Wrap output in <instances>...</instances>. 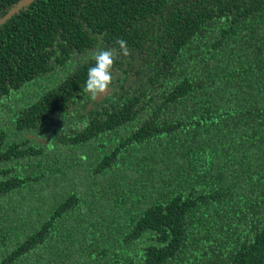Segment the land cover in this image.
<instances>
[{
    "label": "trees",
    "instance_id": "trees-1",
    "mask_svg": "<svg viewBox=\"0 0 264 264\" xmlns=\"http://www.w3.org/2000/svg\"><path fill=\"white\" fill-rule=\"evenodd\" d=\"M0 264H264V0H34L1 24Z\"/></svg>",
    "mask_w": 264,
    "mask_h": 264
},
{
    "label": "clouds",
    "instance_id": "clouds-1",
    "mask_svg": "<svg viewBox=\"0 0 264 264\" xmlns=\"http://www.w3.org/2000/svg\"><path fill=\"white\" fill-rule=\"evenodd\" d=\"M120 52L116 49H98L91 54L95 63L89 67L85 81L84 91L91 94L93 100L108 93L113 84L115 75L113 67L118 55L128 56L129 49L123 40L117 41Z\"/></svg>",
    "mask_w": 264,
    "mask_h": 264
},
{
    "label": "water",
    "instance_id": "water-1",
    "mask_svg": "<svg viewBox=\"0 0 264 264\" xmlns=\"http://www.w3.org/2000/svg\"><path fill=\"white\" fill-rule=\"evenodd\" d=\"M33 1L34 0H18L16 4H14L3 16L0 17V25L3 24L8 19H10L15 13H18L21 8L28 6ZM110 91H111V88L109 89L108 93ZM105 95L98 97L96 101L101 100Z\"/></svg>",
    "mask_w": 264,
    "mask_h": 264
},
{
    "label": "flooded vegetation",
    "instance_id": "flooded-vegetation-1",
    "mask_svg": "<svg viewBox=\"0 0 264 264\" xmlns=\"http://www.w3.org/2000/svg\"><path fill=\"white\" fill-rule=\"evenodd\" d=\"M37 87H45V85H43V86H39V85H37Z\"/></svg>",
    "mask_w": 264,
    "mask_h": 264
}]
</instances>
